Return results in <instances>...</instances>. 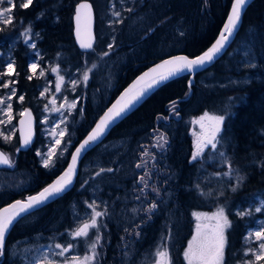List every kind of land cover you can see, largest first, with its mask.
I'll return each mask as SVG.
<instances>
[{
    "label": "trees",
    "instance_id": "obj_1",
    "mask_svg": "<svg viewBox=\"0 0 264 264\" xmlns=\"http://www.w3.org/2000/svg\"><path fill=\"white\" fill-rule=\"evenodd\" d=\"M81 1L83 0H33V4L27 9L17 6L14 9L13 25L0 31L2 58L11 56L15 60V70L19 73L18 77H7L17 80L11 86L17 89V95H24L22 106L34 108L38 86L36 79H27L28 64L35 60V51L24 43L21 33L29 26L33 33L30 41L36 44V51L44 56V60L58 61L62 66L74 70L78 66L100 60L98 53L107 50L108 43H114L112 54L127 51L122 54L126 55L123 64L118 59V64L124 65L123 71H119L107 100L101 99L99 106H95L91 99L87 103L83 99L82 117L72 131L71 147L64 156L55 161L54 167L45 169L40 157L36 155L39 145L36 127L35 141L26 152L15 153L19 147L17 133L10 146L5 145L0 138V148L7 151L14 162V171H23L30 179L28 187L21 192L8 189L1 191L0 208L16 199H25L37 193L59 176L66 169L73 148L92 128L109 101L116 98L142 71L168 56L178 54L194 57L206 51L217 39L232 4V0H133L136 1L133 6L135 15L143 22L137 24L133 18H127L123 24L110 26L109 22L112 20L109 21L107 17L113 1L87 0L95 7L96 51L82 53L73 37V15L76 5ZM139 27L143 30L136 33L135 30ZM35 33H39V37ZM114 36L116 41L111 39ZM242 42L251 44L257 65L255 70L248 68L239 73L235 50ZM243 71L249 72L247 79L241 78ZM189 81L192 82L191 87ZM99 90L101 91L100 88ZM0 92L4 90L0 89ZM205 112L225 116L221 132L223 140L217 148L228 157L233 172L231 178L224 176L227 179L224 182L207 178L208 174L228 171V165L222 163L217 152H213L211 148L197 161L189 162L194 152L192 122ZM161 133L168 139L164 149L153 147L156 137ZM118 140L124 143L122 150H112L110 157L105 158L104 162L112 165L118 163L121 167L122 159L127 154L126 162L122 171L112 174L107 172L103 177L106 191L101 192V195L116 203L128 193L136 197L135 181L145 169H137L135 166L143 162L141 154L146 148L155 155V160L150 157L143 158L148 162L147 168L152 174L149 184L159 188L161 196L158 199L145 193L147 199L142 204L146 208L152 200H156L159 212L152 213V219L142 223L140 228H128V232L124 231L127 227L122 223L111 221L107 216L102 220L106 227L101 228L103 238L100 244L103 253L107 249L109 252L113 250L118 257L122 247L129 251L136 243L140 251L151 254L165 243L162 239L165 237L173 264H186L183 251L195 226L192 213L211 212L223 206L232 222V227L226 232V264H237L244 259V236L249 220L253 218L249 215L240 217L236 213L238 209L244 210L248 207L256 195L264 194V0H255L248 7L234 43L218 61L202 72L181 75L157 88L112 129L103 143H115ZM99 146L89 152L81 162L76 184L69 193L14 225L7 239L4 256H7L8 246L18 239L39 232L44 234V239H47V234H64L69 227L70 202L76 200L78 204L81 202L80 193L86 194L88 190L79 189L83 181V165L92 160L97 162L103 159V153L97 152ZM237 174L244 178L239 186L236 181ZM197 184L200 186L199 190L196 188ZM120 186H125V189L121 190ZM233 187L237 190L232 191ZM201 190L206 195L201 196ZM146 216L147 214L145 218ZM137 231L141 233L140 236L134 234ZM109 252L106 259L111 256ZM117 257L113 256L112 264L118 262ZM100 260L103 263V258Z\"/></svg>",
    "mask_w": 264,
    "mask_h": 264
},
{
    "label": "snow or ice",
    "instance_id": "obj_2",
    "mask_svg": "<svg viewBox=\"0 0 264 264\" xmlns=\"http://www.w3.org/2000/svg\"><path fill=\"white\" fill-rule=\"evenodd\" d=\"M248 0H232L231 10L227 16V20L224 23L223 29L220 32L218 38L215 42L201 55L195 58H189L187 56H176L163 60L161 63L155 65L148 71L142 73L124 92L119 96L110 107L103 112L99 117L98 121L95 122V126L88 132L85 139L79 143L75 148V152L71 155V162L68 164L67 169L50 185L43 188L37 195L28 196L24 200H16L12 204L0 209V257L4 255L5 244H6V234L10 231V228L15 222L25 216L34 213L35 210L40 209L42 206L46 205L49 201L61 196L65 193L73 184V177L77 171V163L81 158L84 151L90 148L94 144H98L105 136L106 132L115 124L118 120L122 119L130 112L137 103H139L150 91L161 86L169 79L181 74L185 71L192 73L198 71L199 69L205 68L208 64L212 63L214 59L225 49L230 38L233 36L235 30L241 22L242 10L246 7ZM33 4V0H0V31H3L4 27L11 26L14 23V9L19 6L20 8L27 9ZM111 15L114 20L110 22V26L113 24H123L124 19L119 10L115 9V4H111ZM125 11L131 13L133 9L126 8ZM75 23H76V39L79 42L81 49L85 51L95 52L93 47L94 37L92 34V21H93V6L88 3L87 0L79 3L75 9ZM21 35L24 37V43L28 44L31 49L35 51L37 57L40 53L36 51L37 46L35 43H30V39L33 35L31 26L26 28ZM183 35V33H181ZM35 36L39 37V33H35ZM115 41V37L112 38ZM114 43H108L107 50L98 53L100 59L108 57L112 50L114 49ZM246 67L255 68L256 64L248 61L246 62ZM98 65L92 63L81 74L80 80H72L70 83L73 90L81 82L87 86L90 79L89 73L96 69ZM28 68L32 75H28L27 79L32 80L34 77H44L45 69L39 65L37 60H33L28 64ZM53 73L57 74V82L55 84V92L61 93L62 86L65 83V78L60 74L58 67L51 68ZM18 77L19 73L15 70V60L8 56L2 66H0V77ZM17 83V80L9 79L3 81L0 84V88H9L10 85ZM191 81H189V87H191ZM46 93H49V88L44 87L43 91L40 92L41 97H45ZM17 96V89L11 87L9 93L5 97H0V112H3L6 119H0V124L8 125L11 124L13 116V105L11 101ZM57 97L53 96L52 99L48 100L44 105V111L59 113L60 118L58 121H50L47 116L41 120L42 124H51L48 131V135L51 137V142L47 145V151L42 152L41 150L36 151V155L42 158V166L45 169H49L55 166V161L63 155L64 151H67V143L70 141H65L66 135H69V129L67 127L68 117L73 113V110L77 109L79 103V98L68 100L64 97V103L57 106ZM25 100L24 95L18 97V102L23 103ZM173 105L175 102H172ZM66 105V107H65ZM51 106V107H49ZM80 114H82L83 109H80ZM178 115V113H176ZM21 117L26 119L20 120L21 125V144L20 147H28L32 143V112L28 109H24L19 113ZM225 116L224 115H211L205 112L199 119L194 120L193 124H199L200 133L196 135L195 151L192 154L191 161H197L205 151V148L210 147L213 152H217L218 156L221 158L222 163L228 165V171L223 173V176L231 178L233 169L231 167V162L223 151H219L217 146L223 140L221 135L222 126L224 125ZM62 125L64 127H62ZM27 129V131H25ZM13 133H5L0 131V137L4 141H10ZM168 144V139L166 135L161 133L156 137V144L153 147L159 149H164L165 145ZM141 147H144L141 145ZM17 152L20 148L16 149ZM144 157H150L155 160V155L151 154L146 148L141 154L142 163H137L136 168H144L145 171L139 176L135 183L142 185L139 188V193L144 195L146 189H150L155 193L156 197L160 196V189L155 185H150L149 180L152 178L151 170L147 168V161ZM0 165H6L8 167H13L14 162L6 156L3 152H0ZM112 168L101 167L97 171L96 175L99 176L105 172H112ZM215 175L219 176L220 173ZM243 177L237 174L236 181L237 186L243 183ZM196 188L199 190L200 186L197 184ZM237 188L233 187L232 191H236ZM201 196L206 195L202 190L199 191ZM210 194V193H209ZM135 199H141V195H137ZM87 203V202H86ZM88 207L91 209L90 216L83 220L81 223L76 225L68 231L70 240H84L88 243L87 254L81 256L79 254H69L75 253L76 245L73 243H55L54 245H49V250L53 248L58 251H52V256L60 257L62 259H53L47 254H43L40 258L39 264H98L99 253L97 252V246L100 245L101 239V228L106 227L102 222V217L108 215L107 209L104 211L98 210L100 205L93 200ZM159 205L156 200H152L151 203L144 209H132L133 213L143 211L147 214L146 218L142 223L152 219V213L158 209ZM264 210V199H260L259 206H256L254 211L260 213ZM248 212L238 211L237 216L243 217L249 215ZM196 223L195 231L188 244L183 251V259L186 264H226V248L228 246V239L226 232L232 227V222L226 214L225 208L223 206L217 208V210L211 214L208 213H192ZM136 228H140L141 224H136ZM125 232L129 229L125 228ZM136 236H140V232H134ZM170 237V232L168 234ZM123 239V238H122ZM165 243L162 246L157 247L154 255L155 260L152 264H173L172 258L170 256L166 238L162 237ZM256 244V247H247L243 251V257H251V259H241L237 264H260L264 261V221L260 222V227L257 230H250L248 236L245 237V243L252 241ZM127 247V245H125Z\"/></svg>",
    "mask_w": 264,
    "mask_h": 264
},
{
    "label": "rangeland",
    "instance_id": "obj_3",
    "mask_svg": "<svg viewBox=\"0 0 264 264\" xmlns=\"http://www.w3.org/2000/svg\"><path fill=\"white\" fill-rule=\"evenodd\" d=\"M112 1H113V4H115V9L119 10L121 12L122 18L124 20L127 18H133V20L137 24L143 22V21H141V18L139 16H134L135 11L133 9L134 8L133 6L135 5L136 1H133V0H112ZM126 8L133 9V11L131 12V16H129L130 15L129 12L125 11ZM111 11H112V9L109 12L110 21L111 20L113 21L114 17L111 15ZM109 24H110V22H109ZM115 25H117V24H115ZM139 29H141V28L139 27L135 31H138ZM30 43H34V42L30 41ZM106 49H107V46H106ZM113 51L114 50H112V52ZM112 52L110 53V55L108 57H105L102 60L99 57L100 60H97L96 62H92V63H96L98 65V67L89 73L90 79L87 83V86H85L81 82L80 84H78V86L74 90H73L70 82L72 80H80L82 72L85 71L88 67H90L91 63L86 64L85 66H78L76 69L72 70L71 67L62 66L58 61L56 62V61H51V60H44L43 55H40L39 57H37L35 55V60H37L39 62V65L45 69V76L44 77H38V72H39V69H38L37 76L33 78V79H36L38 81V84H37L38 86L36 88V90H37V93L35 96L36 101L33 103L34 108L30 107L32 110L34 109L33 112L36 116V123H37L36 128H37L38 134H39V145H38L37 150L39 149L42 152H46L47 151V145L51 142V137L48 135L47 130L50 127H52V125L51 124H42L41 120L44 119L45 116H47L50 121H58L60 118L59 113H54V112H47L46 113L44 111V105L47 103L48 100L52 99L53 96H56L58 98L57 99V106H59V104H61V103H64V99H63L64 97H67L68 100H73V99L79 98V103L77 105V109L73 110L72 115L70 117H68L67 127L69 129V135H66L64 138L65 141H70V143H67V145H66L67 150L71 147V144H72V142L70 140L71 136L73 135L72 131L74 128H76V126H78V124L81 121L82 115L80 114L79 110L83 109V107H81V104L82 105L84 104L83 99L86 100L85 101L86 103H87V100L91 99L95 106H99L101 104V102H102L101 98L104 101L107 100V98H108L107 95L109 94V92L112 89L113 82L116 81L115 77L118 76L119 71H123L124 65H121V63L122 64L124 63L126 55H122V54L127 53V51H122L120 53L114 52L113 54H112ZM116 52H117V50H116ZM235 53H236V55H238L237 65L239 67L248 69L249 67L245 66L246 62H248V61H251L257 65L256 54H255L254 50L252 49V46L249 42L240 43L237 46ZM8 56H5L4 58H2L3 54L0 52V66H2L4 60ZM1 58H2V60H1ZM118 59L122 60L120 64H118V62H119ZM31 61H33V60H31ZM53 67H58L60 74L63 75L65 78V83L62 86L61 93L55 92V84L57 82V74L53 73L51 71V68H53ZM249 69H254V68H249ZM28 70H29V68H28ZM29 75H32L30 70H29ZM247 76H249V74ZM247 78L248 77H246V79ZM5 80H9L7 76L0 77V84H2L3 81H5ZM236 80L238 81V79H236ZM97 84H99L100 87H102V90H101L102 92L100 90H98L99 86L97 87ZM11 87L12 86L10 85L9 88H0V89L4 90V92H0V97H5L9 93ZM44 87L49 88V93H46L45 97H41L40 92L43 91ZM94 88H95V90H94ZM103 91H104V93H103ZM20 95H17L11 101H9L13 105V112H12L13 119H12L11 124H8L6 126L0 124V131H3L5 133H9V132L13 133L11 140L7 141V142L4 141L2 137H0L2 142L8 146L11 145V143H12V141L16 135V132H17V119L20 117L19 113L24 110L22 103L18 102V97ZM49 107H51V106H49ZM65 107H66V105H65ZM211 115H213V114H211ZM0 119H6L3 112H0ZM197 119H199V118H197ZM197 119H195V120H197ZM62 127H64V126L62 125ZM193 133H196L197 135L200 133L199 124H194V128L192 131V136H193V141H194V151H195L196 135H193ZM123 146H124V143L121 141H117L115 143H113V142L102 143V145L99 146V148H98V150H99L98 152L103 153L102 154L103 159H101V161H99V160L97 161L95 158V160L97 162H94V160H92V162H87L83 165L82 170H81L82 171L81 176L83 179V181H82L83 185L80 186L79 189L86 190L88 188V191H89V193L93 199L92 200L91 199H89V200L83 199L81 202L78 203L79 207H78V205H76V209H75L74 213L72 212L73 215L69 219V227L66 230L72 229L73 227H75L76 225L81 223L83 220H86L90 216L91 209L88 207V204H90L93 200H95L96 203L100 205V208L98 210L104 211L105 208L107 209V213H108L107 216L109 217V219L111 221L117 220L127 228L131 227L130 229H132V227H134V230L136 229V227H135L136 224L142 225V221H143V218H145L146 213L143 211H139V212L134 214L132 209H134V208L135 209H144L145 206L143 207L142 202L145 201V198H141L138 201L135 199L134 196H132L131 194H129L126 191L128 194L125 195V197L123 199L119 198L117 201L118 206L117 205L115 206V203H116L115 201L113 202V200L111 201L110 199H109L110 201L108 199H102L99 196V193L106 191V189L104 188L105 184H103L102 180H103V177L106 176L107 172L102 173L99 176H97L96 173H97V171H99V169L101 167L112 168L113 171L108 172L110 174H112L114 172L118 173V171L119 172L122 171L124 164L126 162L125 159H126L127 154L122 159V164H120L121 167H119L118 163L117 164L114 163V165H112V163H110V164L105 163L104 159L107 157L109 158L110 157L109 154L112 153L113 151L122 150ZM209 148L210 147L205 148L204 152H206ZM4 152L8 156L7 151H4ZM65 153H66V151L63 152L62 156H64ZM40 160H41V164H42V158L41 157H40ZM129 166H130V164H129ZM215 174L216 173L208 174L209 175V177L207 176L208 180L213 179L215 181H220V182H224L227 180V179H224L223 173H220L219 176H217ZM29 182H30L29 176L27 175V173H24L23 171L22 172H20L18 170L17 171H9V172L0 171V190L8 189V190H14V191L20 192V191H23L24 189H26L28 187ZM140 187H142V185L139 186V184L138 185L136 184L135 191L136 190L137 191H136V194H134L135 196L139 195L138 190ZM120 188L125 189V186H120ZM145 193H150L151 197L156 196L155 193H153L150 189H146ZM140 195H141V197L143 196L141 193H140ZM160 196L158 199H160ZM260 199H264V194L256 195L254 200L251 202V204L248 207H246L244 210H241V209L237 210V212L238 211L248 212V213H250L249 216H251L253 218V220H249V226L246 230V234L244 236V241H245V237L248 236L249 231L259 229L260 222L264 221V210H262V212H260V213H256L254 211L255 207L259 206ZM113 209H115V210H113ZM215 211H211V212L210 211H203V212H198V213L211 214ZM107 216L102 217L101 219L104 220ZM195 223H196V221H195ZM66 230H65L63 235L55 234L53 236H49L47 234L46 240L41 239V237L44 236V234L42 232H39V234L37 236L32 235V236H29L26 238L24 237L22 239H18L15 243L11 244L8 247L7 258L9 260H12V261L15 258V260L20 261V264H39L40 258L42 257L43 254H47L49 257H51L53 259H57V260L62 259L60 257L52 256V251H58V250H56L54 248L51 251L49 250V245H54L55 243H62V244L73 243L76 245L75 253H69V254H79L81 256L87 254L88 243L82 239L81 240H75V241L70 240L69 235H68V231H66ZM194 231H195V226H194L193 232H192L189 240L191 239L192 235L194 234ZM34 237H36V238H34ZM60 238H63V240ZM187 244H188V242H187ZM247 247H256L254 239L252 241H249L246 244V248ZM244 250H245V248H244ZM97 252L100 254L98 257V264L100 263V258L101 259L103 258L104 261L109 260V257H107V259L105 258L107 252H109V251L107 249L106 252L103 253L101 251V244L97 246ZM102 253H103V255H102ZM154 253L155 252H153L151 254H147V252H145V251H140L139 246L136 245V243H134L131 247V250H129V251H126V250L120 251L119 250V252H118L119 256L117 257V254H116V257H117L118 262H121L120 264H152V261L155 260ZM244 259H251V257H244ZM260 264H264V261L260 262Z\"/></svg>",
    "mask_w": 264,
    "mask_h": 264
},
{
    "label": "water",
    "instance_id": "obj_4",
    "mask_svg": "<svg viewBox=\"0 0 264 264\" xmlns=\"http://www.w3.org/2000/svg\"><path fill=\"white\" fill-rule=\"evenodd\" d=\"M255 0H248V3H247V5H246V7L242 10V18H243V15L245 14V12H246V10L248 9V7L254 2ZM81 2H83V1H81ZM80 2V3H81ZM88 3H90L89 1H87ZM79 4V3H78ZM77 4V5H78ZM91 4V3H90ZM76 5V6H77ZM75 9H76V7H75ZM231 10V9H230ZM230 13V12H229ZM74 17H75V12H74V15H73V34H74V39H75V43H76V45H77V47L79 48V50L82 52V53H89V52H91V51H85V50H83V49H81L80 48V46H79V42L77 41V39H76V34H75V29H76V23H75V19H74ZM242 18H241V22H240V24L238 25V27H237V29L235 30V32H234V34H233V36L230 38V40H229V42L227 43V45H226V47H225V49L224 50H222V52L214 59V61L212 62V63H210V64H208L205 68H202V69H199L198 71H194V72H192L191 74L192 75H194V74H196V73H198V72H202V71H204V70H206V69H208L209 67H211L216 61H218L227 51H228V49L230 48V46L234 43V41H235V38H236V35L239 33V31H240V29H241V26H242ZM227 20V19H226ZM224 26V25H223ZM222 29H223V27H222ZM222 29H221V31H222ZM220 31V32H221ZM92 34H93V37H94V41H93V47H94V45H95V42H96V37H95V15H94V10H93V21H92ZM220 34V33H219ZM219 36V35H218ZM218 38V37H217ZM215 42V41H214ZM203 53V52H202ZM201 53V54H202ZM201 54H199V55H201ZM199 55H197V56H199ZM176 56H186V55H172V56H168V57H166V58H164V59H162V60H160V61H158L157 63H155V64H153V65H151V66H149L147 69H145L144 71H142L139 75H137L120 93H119V95L116 97V98H114L111 102H109L108 103V105H107V107H110L111 106V104L112 103H114L115 101H116V99H118L119 98V96L124 92V90L126 89V88H128L142 73H144V72H146V71H148L149 69H151L152 67H154L155 65H157V64H159V63H161L163 60H165V59H168V58H171V57H176ZM197 56H194V57H189V58H195V57H197ZM188 57V56H187ZM184 74H188V72L187 71H185V72H183V73H181V74H178L177 76H175V77H173V78H171V79H169L168 81H170V80H172V79H174V78H176V77H179V76H181V75H184ZM167 81V82H168ZM166 83V82H165ZM164 83V84H165ZM163 85V84H162ZM161 85V86H162ZM160 87V86H159ZM158 88V87H157ZM157 88H155L154 90H152V91H150L139 103H137L136 105H135V107L131 110V111H133L138 105H140L153 91H155ZM26 109H28V110H30L31 112H32V110L30 109V108H26ZM107 109V108H106ZM105 109V110H106ZM104 110V111H105ZM103 111V112H104ZM130 111V112H131ZM130 112H128L127 113V115L130 113ZM103 114V113H102ZM101 114V115H102ZM100 115V116H101ZM126 115V116H127ZM99 116V117H100ZM125 116V117H126ZM99 117H98V119H99ZM125 117H123L122 119H120V120H118L115 124H113L112 125V127L106 132V134H105V136L102 138V140L100 141V142H98V144H94V145H92L90 148H88L86 151H84L83 153H82V155H81V158H80V160L78 161V163H77V171H76V174H75V176L73 177V184H72V186L65 192V193H63L61 196H59V197H57V198H55L54 200H51V201H49L46 205H44V206H42L41 208H43V207H45V206H47L48 204H50V203H52V202H54L55 200H57V199H59L60 197H62V196H64L65 194H67V193H69L72 189H73V187L75 186V184H76V179H77V177H78V175H79V172H80V167H81V162L84 160V158L86 157V155L89 153V152H91L93 149H95L96 147H98L99 145H101L104 141H105V139L109 136V134H110V132L112 131V129L114 128V127H116ZM22 119H26L25 117H20L18 120H17V135H18V138H19V147L18 148H20V151H22V152H26V151H28L31 147H32V145H33V143H34V141H35V134H36V130H35V125H36V121H35V118H34V115H33V112H32V129H31V131H32V143L28 146V147H24V148H21L20 147V144H21V131H20V129H21V125H20V120H22ZM98 119L95 121V122H97L98 121ZM95 126V123L93 124V126H92V128ZM91 128V129H92ZM90 129V130H91ZM89 130V131H90ZM25 131H27V129H25ZM88 131V132H89ZM88 134V133H87ZM87 134L84 136V138L83 139H85L86 138V136H87ZM83 139L80 141V142H82L83 141ZM79 142V143H80ZM79 143L73 148V150H72V152H71V154H70V157H69V162H68V164L71 162V155H72V153H74L75 152V148L79 145ZM0 152H3L2 150H0ZM4 153V152H3ZM5 154V153H4ZM6 155V154H5ZM67 167H68V165H67ZM67 167H66V169H67ZM0 168H9L8 166H6V165H0ZM65 169V170H66ZM64 170V171H65ZM63 171V172H64ZM62 172V173H63ZM61 173V174H62ZM60 174V175H61ZM59 175V176H60ZM59 176H57L51 183H53ZM51 183H49L48 185H50ZM47 185V186H48ZM46 187V186H45ZM43 190V188L40 190V191H42ZM40 191H38L37 193H35V194H32V195H30V196H34V195H37ZM28 197V196H27ZM19 200V199H18ZM14 201H16V200H14ZM14 201H12L11 203H9V204H7V205H5V206H3V207H1L0 209H2V208H4V207H7L8 205H10V204H12ZM40 208V209H41ZM39 210V209H38ZM35 211H37V210H35ZM34 211V212H35ZM30 215V214H29ZM28 216V215H27ZM26 217V216H25ZM23 219V218H22ZM21 220V219H20ZM19 220V221H20ZM17 222H15L14 223V225L16 224ZM14 225L10 228V231L6 234V242H7V239H8V237H9V234H10V232H11V230H12V228L14 227ZM6 245V244H5ZM4 254H5V251H4ZM4 256V255H3ZM2 256V257H3Z\"/></svg>",
    "mask_w": 264,
    "mask_h": 264
},
{
    "label": "bare ground",
    "instance_id": "obj_5",
    "mask_svg": "<svg viewBox=\"0 0 264 264\" xmlns=\"http://www.w3.org/2000/svg\"><path fill=\"white\" fill-rule=\"evenodd\" d=\"M94 9H95V7H93ZM134 11H136V10H134ZM110 12V11H109ZM130 15L129 16H131V13H129ZM133 15V14H132ZM96 16V15H95ZM126 16V15H125ZM136 16V15H135ZM105 19H106V17L105 16H103ZM103 18V19H104ZM107 19L110 21V14L108 15V17H107ZM127 26H128V24H127ZM128 29H129V26H128ZM143 30V28H141V29H139L138 31H136V33H139L140 31H142ZM111 33H113V32H111ZM115 34V33H114ZM73 37H74V34H73ZM115 38H116V36H114ZM145 37V36H144ZM112 39V38H111ZM236 39V38H235ZM75 40V39H74ZM112 41V40H111ZM116 41V40H115ZM237 41V40H236ZM76 44V43H75ZM77 46V45H76ZM234 46V45H233ZM231 47V46H230ZM78 48V47H77ZM11 49V48H10ZM79 49V48H78ZM119 58V57H118ZM236 60V59H235ZM95 61H97V60H95ZM90 63V62H89ZM88 63V64H89ZM92 64V63H91ZM235 65H236V63H235ZM77 68V67H76ZM238 68H239V73L244 69V71H245V69L246 68H242V67H239L238 66ZM248 70V69H247ZM255 70V69H254ZM244 71H243V73H244ZM249 74V72L248 71H246L242 76H241V78L242 77H246L247 75ZM235 75V74H234ZM240 75V74H239ZM236 77H237V75H235ZM233 77V76H232ZM238 79V78H237ZM231 80H234V79H231ZM228 81V80H227ZM235 82V81H234ZM239 83H240V81H239ZM242 83V82H241ZM248 84V83H247ZM94 86V85H93ZM99 86V88L102 90V87H100V85L99 84H97V87ZM103 86V85H102ZM93 88V87H92ZM96 88V87H95ZM95 88H94V90H95ZM99 90V89H98ZM112 90V89H111ZM81 92V91H80ZM102 92V91H101ZM111 92V91H110ZM110 92H109V94H110ZM103 93H104V91H103ZM109 94L107 95V97L109 96ZM101 97V96H100ZM102 99V98H101ZM192 132V131H191ZM119 141V140H118ZM20 152H22V151H19V152H17V151H15V153L16 154H19ZM97 152H98V150H97ZM92 157V156H91ZM90 159V158H89ZM86 160V159H85ZM91 160V159H90ZM0 171H6V172H9V171H14V167H9V168H0ZM131 180H133V179H131ZM82 181V180H81ZM126 181H128V180H126ZM83 185V182H81V184H80V186H82ZM135 185V184H134ZM10 188V187H9ZM124 189V188H123ZM4 189H2V190H0V192L1 191H3ZM25 190V189H24ZM122 190V189H121ZM12 191H14V190H12ZM137 191V190H136ZM14 192H16V191H14ZM21 192V191H20ZM17 193H18V191H17ZM116 193V192H115ZM135 194H136V192H135ZM96 195V194H95ZM98 195V194H97ZM125 195V194H124ZM80 200L82 201L83 199H93L92 197H91V195H90V193H89V191L88 190H86V194L85 193H80ZM97 200V199H96ZM110 201V200H109ZM112 201V200H111ZM72 202V201H71ZM77 202L78 201H76V200H73V203H70V206H69V209H70V218L72 217V212L74 213V211H75V209H76V205H77ZM99 202V201H98ZM101 202V201H100ZM114 204V203H113ZM110 206V205H109ZM116 206V205H115ZM113 210H115V209H113ZM157 212H159V207H158V209L155 211V213H157ZM38 234H36V235H34V236H37ZM34 238H36V237H34ZM41 239L42 240H46V238L44 239V237H41ZM3 258H4V256H3ZM18 262V263H17ZM10 264H20V261H17V260H15V258L13 259V261L12 262H10Z\"/></svg>",
    "mask_w": 264,
    "mask_h": 264
},
{
    "label": "flooded vegetation",
    "instance_id": "obj_6",
    "mask_svg": "<svg viewBox=\"0 0 264 264\" xmlns=\"http://www.w3.org/2000/svg\"><path fill=\"white\" fill-rule=\"evenodd\" d=\"M139 201V200H138ZM137 202V201H136ZM70 203H73V201L72 202H70ZM78 205V204H77ZM116 205L118 206V202L116 203ZM79 207V206H78ZM143 207H144V204H143ZM6 244H7V242H6ZM9 247V246H8ZM125 247V246H124ZM5 248H6V245H5ZM122 250H124V248L122 247ZM131 250V249H130ZM127 251V250H126ZM111 252V257L109 258V261L108 260H106V261H108V263L109 264H112V262L114 261V258H113V256H116V253H115V251H113V250H111L110 251ZM100 261H102V260H100ZM106 261H104L103 260V263L102 262H100L99 264H105L106 263ZM10 262H12V260H9L8 258H7V256H4V258L3 257H0V264H10ZM18 263V262H17ZM121 262H117L116 264H120Z\"/></svg>",
    "mask_w": 264,
    "mask_h": 264
}]
</instances>
